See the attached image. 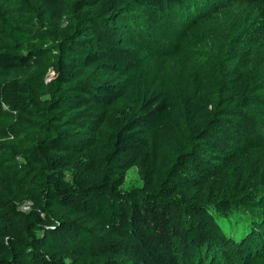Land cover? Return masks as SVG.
I'll use <instances>...</instances> for the list:
<instances>
[{"label":"trees","instance_id":"trees-1","mask_svg":"<svg viewBox=\"0 0 264 264\" xmlns=\"http://www.w3.org/2000/svg\"><path fill=\"white\" fill-rule=\"evenodd\" d=\"M34 1L51 39L17 29L0 8V25L11 41L0 46V264H76L104 255L101 264H229L222 251L228 240L216 218L193 203L197 190L171 200L147 180L126 193L111 183L139 165L161 123L185 119L199 140L227 153L216 132L224 116L217 112L227 110L228 101L198 103L186 88L183 109L168 114L172 104L163 80L143 76L151 50L160 46L156 40L170 41L174 58L181 56L187 36L170 28L169 17L182 16L189 0H74L69 9L67 0ZM64 20L72 28L66 35L59 31ZM31 65L39 69L46 96L36 103L30 82L18 75ZM50 68L54 78L45 83ZM257 85L243 84L241 101L264 100ZM119 103L133 111L123 110L120 127L102 142L93 130L99 119L94 110ZM237 109L248 132L251 116ZM176 145L161 136L163 153ZM179 152L190 166L206 165ZM28 203L30 210L21 211ZM247 206L264 212V197ZM251 238L261 245L257 234ZM242 248L232 254L240 264H264V247Z\"/></svg>","mask_w":264,"mask_h":264},{"label":"rangeland","instance_id":"rangeland-1","mask_svg":"<svg viewBox=\"0 0 264 264\" xmlns=\"http://www.w3.org/2000/svg\"><path fill=\"white\" fill-rule=\"evenodd\" d=\"M73 1L67 0L66 8L69 9ZM0 8L6 20L12 21L17 29L34 37H53L42 9L34 0H0ZM139 12L136 10V15ZM169 20L170 28L177 27L186 33L182 54L174 58V44L161 38L156 40L160 46L151 50L143 76L163 80L164 91L172 104L168 114L183 109L186 88L198 103L219 106L222 101H228L227 110L217 112L224 116L216 132L224 139L227 153L218 154L199 140L185 119L177 125L161 123L150 133L148 149L139 165L114 176L111 183L118 191L126 193L141 188L147 180L155 192L171 200L197 190L193 203L209 208L228 240L222 251L229 258V264H240L241 260L232 255L237 247L246 246L249 251L264 247V212L250 211L247 206L249 201L264 197V100L241 101L240 91L243 84L255 81L258 83L256 93L264 97V0H189L182 16L172 13ZM165 28L162 29L164 34ZM71 29L64 20L59 31L66 35ZM10 42L0 25V46ZM37 70L36 65H31L18 73L30 82L34 103L46 98L40 94L42 86ZM53 78L54 71L50 68L44 82ZM238 107L251 116L248 132L243 130ZM123 110L133 111L121 103L94 110L99 119L93 130L102 142L109 141L120 127ZM162 135L175 140V151L166 154L161 151ZM179 151L197 155L206 165L190 166L188 157L181 156ZM2 155L13 157L11 153ZM16 160L23 161L22 158ZM223 205L232 210L225 213ZM25 206L28 210L23 212H28L31 204ZM255 234L261 245L251 243ZM106 257L81 259L76 264H101Z\"/></svg>","mask_w":264,"mask_h":264},{"label":"built area","instance_id":"built-area-1","mask_svg":"<svg viewBox=\"0 0 264 264\" xmlns=\"http://www.w3.org/2000/svg\"><path fill=\"white\" fill-rule=\"evenodd\" d=\"M21 210H22V211H27L28 208L24 205V206L21 207Z\"/></svg>","mask_w":264,"mask_h":264}]
</instances>
